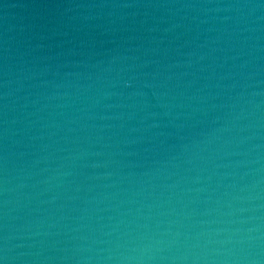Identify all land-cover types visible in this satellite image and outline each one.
<instances>
[{
	"label": "water",
	"instance_id": "95a60500",
	"mask_svg": "<svg viewBox=\"0 0 264 264\" xmlns=\"http://www.w3.org/2000/svg\"><path fill=\"white\" fill-rule=\"evenodd\" d=\"M0 264H264V0H0Z\"/></svg>",
	"mask_w": 264,
	"mask_h": 264
}]
</instances>
